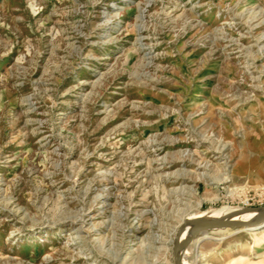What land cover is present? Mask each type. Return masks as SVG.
Instances as JSON below:
<instances>
[{"label": "rangeland", "instance_id": "374dc122", "mask_svg": "<svg viewBox=\"0 0 264 264\" xmlns=\"http://www.w3.org/2000/svg\"><path fill=\"white\" fill-rule=\"evenodd\" d=\"M245 205L264 0H0V264H173L188 220ZM215 237L183 264H264V233Z\"/></svg>", "mask_w": 264, "mask_h": 264}, {"label": "water", "instance_id": "95a60500", "mask_svg": "<svg viewBox=\"0 0 264 264\" xmlns=\"http://www.w3.org/2000/svg\"><path fill=\"white\" fill-rule=\"evenodd\" d=\"M260 212L264 213V207H242L226 210L216 217L212 215L203 216L191 221L194 226L184 236H182V232L187 226L183 225L173 243V264H182V258L187 247L202 235L228 228L239 229L252 226L254 222L243 219V216Z\"/></svg>", "mask_w": 264, "mask_h": 264}, {"label": "bare ground", "instance_id": "6f19581e", "mask_svg": "<svg viewBox=\"0 0 264 264\" xmlns=\"http://www.w3.org/2000/svg\"><path fill=\"white\" fill-rule=\"evenodd\" d=\"M224 212V211H221V210H217V211H212L210 212L212 216L216 217V216H219L221 215V213ZM256 215H254L253 217H247L248 215L250 214H246L243 216V219L245 220H251L252 222H254V224L252 226H248V227H243V228H239V229H225V230H232V232L234 233H237V232H262L264 233V213H255ZM202 215V214H201ZM204 215V214H203ZM200 216V217H203ZM200 217H196L197 218H200ZM193 219H190L188 220L184 226H187L185 230H183L182 232V236H184L189 230H191V228L194 226L193 224H191V221ZM223 232L224 230H219L218 231H213V232H210L208 234H204L202 235L201 237H199L197 239V241H206V240H209V239H215L216 237L215 236H221L223 235ZM182 264H183V258H182Z\"/></svg>", "mask_w": 264, "mask_h": 264}, {"label": "built area", "instance_id": "2783aa9c", "mask_svg": "<svg viewBox=\"0 0 264 264\" xmlns=\"http://www.w3.org/2000/svg\"><path fill=\"white\" fill-rule=\"evenodd\" d=\"M246 206V205H245ZM247 207V206H246Z\"/></svg>", "mask_w": 264, "mask_h": 264}]
</instances>
